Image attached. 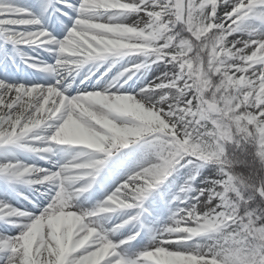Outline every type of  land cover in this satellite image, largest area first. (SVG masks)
Returning a JSON list of instances; mask_svg holds the SVG:
<instances>
[{"label":"rangeland","instance_id":"1","mask_svg":"<svg viewBox=\"0 0 264 264\" xmlns=\"http://www.w3.org/2000/svg\"><path fill=\"white\" fill-rule=\"evenodd\" d=\"M9 1L0 0V4ZM186 1L184 16L178 18L173 0H149L155 3L151 8L160 11V23L164 28L157 35L151 29L145 30L142 36L147 40L144 49L150 56L137 53L141 51V44L135 39L139 28H133L124 37L125 44L117 41L121 49L133 54L132 67L146 65L137 71L144 76L142 82L131 85L132 76L125 82L128 88L122 91L136 96L140 88L147 90L148 95L144 97L147 122L140 121L137 108L139 116L136 120L123 118L122 124L117 123L120 128L118 135L127 134L126 126L130 123L135 128L139 127L137 130L142 132V137L138 147L130 146L120 151L112 150L110 154L79 159V168H75L71 174L68 169L64 172H60L59 167L53 169L55 173L60 172L61 177L71 175L73 179H81L71 185L72 189L85 183H91L90 189L93 187L90 199L78 204L76 213L79 217L73 219L74 224L76 221L80 224L83 221L81 217L86 213L85 217L90 215L86 217L88 228L77 232L74 245L77 246L88 235H91L92 245L89 251L79 250V247L78 251L72 253L75 262L89 253H95L104 242H109L112 244L110 251L113 253L114 250L113 260H126L131 264L143 252L157 250L171 264H264L263 248L255 246L252 250V246L240 236H246L254 229L251 219L253 200L261 198L264 202V104H261L262 109L260 106L251 107L245 98V92L262 81L255 78L260 70L257 67L249 71L238 68L230 57L236 40L228 32L229 24H225L224 15L230 17L231 10L224 11L218 0ZM72 2L56 0L50 4L49 0H41L40 3L24 2L25 5L22 1L14 3V7L19 11L32 12L30 17L35 20L45 21L47 15L54 14L63 25L68 18L70 23L62 31L67 33L77 17H68ZM17 18L20 17L0 9V35L16 29L18 25L13 22ZM90 19L95 20L93 17ZM43 28L50 36L58 30L51 25L40 26V29ZM140 29L143 30V25ZM1 38L0 43L7 49ZM19 45L24 46L21 41ZM157 52L160 53L159 57H155L154 53ZM255 55V49L242 54L250 63L255 62ZM153 57L152 60L157 63L147 65L149 58ZM30 62L36 66L39 63L36 59H30ZM157 64L162 67L158 69L155 67ZM127 67L123 63L116 74ZM122 91L118 92L119 97ZM231 98L237 102L236 106L230 102ZM208 99L219 105L220 114L208 112ZM52 133L49 129L42 137L51 138ZM107 133H104L106 141L102 145L109 150L117 143L118 137L114 130ZM37 136L41 138V135ZM41 141L18 142L8 147L7 159L0 164V168L7 165L5 169L12 174L0 177V205L4 206L0 208V233L8 237L7 249H0V264H44L48 256L40 258L41 250L57 251V256L48 260L56 264V260L61 261L60 248L65 246L68 235L73 231L70 224L63 229L53 230L46 236L41 248L42 236L28 234L25 227L14 231L9 227L11 220L4 218L25 201L30 208L36 203L34 194L30 196L27 187L33 182V186L38 184L33 174L39 171V167H46L43 160L51 157L47 150L48 143ZM66 163L70 166L74 162ZM196 178V184L206 189L207 193L198 196L196 191H192L193 201L184 204L179 201L182 198L179 183L184 179L195 181ZM53 183L56 188H59V184L65 185L62 180ZM62 196L43 203L40 201L32 212L41 214L49 207H63L68 198ZM142 198L143 204L138 205ZM106 199L111 201L105 206L107 214L96 217V210L103 207L101 203ZM167 199L178 201L174 208L178 212L183 211L182 214L190 220L188 230L170 233L167 226L173 229L180 226L168 224L166 218L157 224L160 231L155 234L148 231L155 224L152 220L145 224L135 222V218L143 217V214L152 215L155 212L153 215L158 217L161 216L159 213L166 212V215H170L171 210L166 208ZM69 202L74 203V200ZM197 217V222L191 220ZM120 225L117 233L110 231ZM50 229L47 226L48 232ZM255 253L257 262L253 258ZM182 259L186 260L185 263Z\"/></svg>","mask_w":264,"mask_h":264},{"label":"bare ground","instance_id":"2","mask_svg":"<svg viewBox=\"0 0 264 264\" xmlns=\"http://www.w3.org/2000/svg\"><path fill=\"white\" fill-rule=\"evenodd\" d=\"M22 1L23 3L41 2V0H10L9 3L0 4V9L4 12L8 11L20 17L13 22L18 25L16 29L7 30L4 36L0 35L8 49L7 51L0 43V164L7 159L8 147L15 146L18 142H39L45 139L41 143H48L47 150L51 157L49 160H43L46 167H39V171L33 174L37 177L35 181L38 184L33 186V182L27 187L29 194L30 196L34 194L36 201L34 207L40 205V201L43 203L61 195L68 198V202L61 207L62 209L49 207L41 214H34L32 212L34 207L30 208L25 201L4 218L11 220L9 227L14 231L25 227L28 234L32 233L35 237L42 236L41 248L50 232L63 229L69 224L73 226V231L68 235V241L60 248L61 261L56 260V264H128L129 261L113 260L114 250L113 253L110 251L112 244L109 242L101 244L95 253L85 255L78 262L74 261L72 253L79 247V250L89 251L92 245L90 244L91 235L83 237L77 246L74 245L77 232L88 228L89 222L86 217L90 215L85 217L86 213L81 217L83 221L80 224L77 221L74 224L73 219L79 217L76 213L78 204L90 199L89 194H92L93 187L90 189L91 183H85L72 189L71 185L81 179H73L71 175L61 177L60 172L68 169L71 174L75 168H79V159L91 158L93 155L101 156L103 153L110 154L112 150L120 151L130 146L138 147L137 144L142 137V132L137 130L139 127L135 128L130 123L126 126L129 132L118 135L120 128L117 123L122 124L123 118L136 120L139 116L136 113L137 108L140 121L147 122L148 113L144 111V97L148 95L147 90L140 88L136 96L122 91L125 87L128 88L125 82L132 76L131 85L142 82L144 76L137 71H141L146 65L132 67L133 54L121 49L117 41L125 44L124 37L133 28H139L140 31L135 39L141 44L139 46L141 51L137 53L150 56V53L144 49L147 40L142 36L146 29H151L155 35L161 29L164 30L160 23L162 15L158 9L151 8V5L155 3L149 0H71L73 2L70 4L68 17H77L65 33L62 31L67 23H70L68 18L67 23L63 25L54 14L47 15L45 21L35 20L30 17L32 12L19 11L14 7V3ZM218 1L224 11L231 10L232 13L230 17L224 15L225 24H229L228 32L236 40V44L231 48V59L238 68L249 71L257 67L260 70L255 78L262 81L254 89L247 90L245 98L251 107L260 106L262 109L261 104H264V0ZM55 2L56 0H49L50 4ZM90 17L95 20H91ZM47 25L55 26L58 30L50 36L45 28L40 29V26ZM142 25L143 30L140 29ZM20 41L23 47L19 45ZM253 49L256 54L253 57L255 62L250 63L242 54L246 50ZM154 54L155 57L160 55L158 52ZM30 59H36L40 64L36 66L30 62ZM152 59L154 57L149 58L147 65L157 63ZM123 63L128 65L127 69L124 68L122 72L116 74V70L123 67ZM155 67L159 69L162 65L157 64ZM138 75L142 78L137 77ZM245 87L246 83L243 86L244 90ZM119 91L123 93L120 97ZM40 97H43V100L38 106ZM151 115L154 114L151 113ZM49 129L53 131L51 138L42 137ZM112 130L118 138L117 143L108 150L102 142L106 141L104 133H110ZM262 132L264 134V130ZM37 135H41V138ZM29 159L33 158L29 157ZM159 160L164 162V159L159 158ZM66 162L74 163L68 166ZM5 167L3 165L0 168V172H3L1 178L12 175ZM55 167L61 168L60 172L55 173L53 170ZM61 180L65 185L59 184V188H56L53 182L56 181L57 184ZM197 180V178L195 181L184 179L179 183L182 189V198L179 201L190 204L194 198L192 191H196L198 196L207 193L206 189L196 184ZM69 200H74V203H70ZM166 201V208L171 210L170 215H166V212H164L165 215L159 213L161 216L158 217L153 215L155 212L153 216L143 214V217L137 216L135 222L145 224L152 220L155 224L148 231L155 234L160 231L159 227H156L157 224L166 218L168 224L174 223L180 226L179 229L167 226V231L170 233L188 230L190 220L182 214L183 211L178 212L174 208L178 201L168 199ZM108 203H111L109 199L101 203L103 207L96 210V217H104L107 214L105 206ZM137 203L142 205L143 198ZM0 208L4 206L0 205ZM30 219L33 220L29 223ZM197 219L198 217L191 220L197 222ZM47 226L52 231L50 229L48 232ZM119 228L114 227L110 231L117 233ZM192 233L196 234L193 230ZM7 239L6 235L0 233L1 250L7 249ZM57 254L58 252L54 250L44 252L41 250L39 257L47 255L48 258L46 257L44 264H51L50 261L48 262L51 260L49 257H56ZM167 261V258H162L157 250L144 252L134 264H171ZM183 261L185 263L186 260Z\"/></svg>","mask_w":264,"mask_h":264},{"label":"trees","instance_id":"3","mask_svg":"<svg viewBox=\"0 0 264 264\" xmlns=\"http://www.w3.org/2000/svg\"><path fill=\"white\" fill-rule=\"evenodd\" d=\"M232 102L235 105L236 103L235 99H232ZM253 201H254V206L252 210L253 213L251 219H252V223H254V227H253L254 229H252V231L247 232L246 236H243V234H240V236L252 246L251 248L252 250L254 249L255 246L261 247L264 250V202L261 201V198L255 199ZM256 256L257 253L254 254L253 258L257 262L258 259Z\"/></svg>","mask_w":264,"mask_h":264},{"label":"water","instance_id":"4","mask_svg":"<svg viewBox=\"0 0 264 264\" xmlns=\"http://www.w3.org/2000/svg\"><path fill=\"white\" fill-rule=\"evenodd\" d=\"M175 4H176V9L178 14L180 15V17H182L183 12H184V8H185V0H175ZM207 107L209 109V111L213 114H220V110L219 107L216 103H213L211 101H207Z\"/></svg>","mask_w":264,"mask_h":264}]
</instances>
